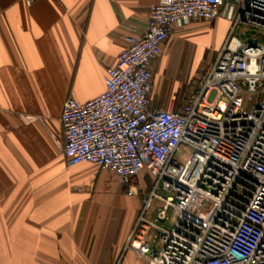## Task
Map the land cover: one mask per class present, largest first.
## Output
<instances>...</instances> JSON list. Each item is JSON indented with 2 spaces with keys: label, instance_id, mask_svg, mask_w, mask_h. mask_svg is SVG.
<instances>
[{
  "label": "built area",
  "instance_id": "obj_1",
  "mask_svg": "<svg viewBox=\"0 0 264 264\" xmlns=\"http://www.w3.org/2000/svg\"><path fill=\"white\" fill-rule=\"evenodd\" d=\"M218 16L229 34L198 89L179 109L150 106L166 39ZM125 41L100 94L63 102L66 163H94L141 195L127 246L148 264H264V0H159ZM143 171L148 190L131 183Z\"/></svg>",
  "mask_w": 264,
  "mask_h": 264
},
{
  "label": "crops",
  "instance_id": "obj_2",
  "mask_svg": "<svg viewBox=\"0 0 264 264\" xmlns=\"http://www.w3.org/2000/svg\"><path fill=\"white\" fill-rule=\"evenodd\" d=\"M158 1L0 0V264H148L127 246L141 195L94 163L68 165L60 115L67 97L104 90ZM229 30L222 16L176 29L152 65L150 106L179 109L182 83L163 91L153 75L206 71ZM140 174L131 183L145 189Z\"/></svg>",
  "mask_w": 264,
  "mask_h": 264
},
{
  "label": "rangeland",
  "instance_id": "obj_3",
  "mask_svg": "<svg viewBox=\"0 0 264 264\" xmlns=\"http://www.w3.org/2000/svg\"><path fill=\"white\" fill-rule=\"evenodd\" d=\"M246 30H247V27L239 25L237 28V33L246 31ZM245 37L246 38H252V37L260 38L262 36L260 33L254 30V31L247 33ZM204 72L205 71L203 70H199V71H196V73L194 74L191 72L190 76H187L186 74H188V71L186 69H173L169 67L167 70L163 72L161 71L156 72L153 75V80L156 82L157 85H160V87L164 89L163 91L172 90L175 87L174 83L176 84L178 83V86H179V83H182L180 87L176 89V95H177L176 102L177 103L179 102V104H182L186 101V99L192 92L198 89L199 83L201 81V78ZM103 171L111 175L112 177H114L112 172L107 171V170H103ZM139 178L141 182L145 185V190H148L151 188L152 180L146 171H144L142 175L140 174Z\"/></svg>",
  "mask_w": 264,
  "mask_h": 264
}]
</instances>
